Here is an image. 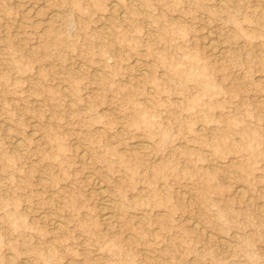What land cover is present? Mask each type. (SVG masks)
<instances>
[{
	"label": "rangeland",
	"instance_id": "rangeland-1",
	"mask_svg": "<svg viewBox=\"0 0 264 264\" xmlns=\"http://www.w3.org/2000/svg\"><path fill=\"white\" fill-rule=\"evenodd\" d=\"M0 264H264V0H0Z\"/></svg>",
	"mask_w": 264,
	"mask_h": 264
},
{
	"label": "bare ground",
	"instance_id": "bare-ground-1",
	"mask_svg": "<svg viewBox=\"0 0 264 264\" xmlns=\"http://www.w3.org/2000/svg\"><path fill=\"white\" fill-rule=\"evenodd\" d=\"M114 2V1H113ZM112 3V2H111ZM109 5V4H108ZM116 4H112L111 5V9H117L116 7ZM110 7V6H109ZM110 9V8H109ZM111 12V11H110ZM115 12V11H114ZM52 18V17H51ZM4 19V18H3ZM105 25V24H104ZM205 38V37H204ZM209 47L212 49V50H217V52H221L222 50H220L221 49V47H220V49H217V47H216V44H213V43H211V42H209ZM141 62V61H140ZM83 64V63H82ZM83 66V65H82ZM87 66V65H86ZM99 73V72H98ZM58 83V82H57ZM60 84V83H59ZM62 87V86H61ZM63 89H66V87L65 88H63ZM66 91V90H65ZM87 96V95H86ZM4 123V122H3ZM32 123V122H31ZM38 123V122H37ZM40 125V124H39ZM4 126H6V125H4ZM33 127V126H32ZM6 128V127H5ZM11 130V129H10ZM10 130H8L7 129V134H8V136H9V139H11V141L10 142H12L13 144H15L16 146L17 145H20L21 144V142H20V140L18 141V138H17V136L13 133V132H11ZM33 130H35V128L33 129ZM38 130V129H37ZM4 131H6V130H4ZM37 132V131H36ZM39 138V137H38ZM19 142H20V144H19ZM144 142V141H143ZM141 144V143H140ZM14 145V146H15ZM142 146V148H145L146 147V145H144V143L141 145ZM21 147V146H20ZM123 149V148H122ZM84 153V152H83ZM80 154V153H79ZM84 155V154H83ZM90 157V156H89ZM101 183V182H100ZM100 189H101V187H99ZM243 189V188H242ZM102 190V189H101ZM101 190H99L98 192H101L100 193V196H101V194H102V196L100 197L101 199H102V214H103V220H106V221H108V220H110L111 218H112V212H111V210H110V208H111V206H110V204H109V198L107 199L106 198V195L105 194H103L104 193V191H101ZM140 190V189H139ZM135 196V195H134ZM189 204V203H188ZM40 213V212H39ZM42 214V213H41ZM45 215V214H44ZM187 219V218H186ZM195 221V220H194ZM42 223V222H41ZM55 224V223H54ZM198 224V223H197ZM57 226H59V225H57ZM56 226V227H57ZM194 226H196L195 224H194ZM58 229H60L59 227H58ZM57 229V230H58ZM198 229V228H197ZM202 230H204V229H202ZM112 231H114V230H112ZM224 238V237H223ZM161 258V257H160Z\"/></svg>",
	"mask_w": 264,
	"mask_h": 264
}]
</instances>
